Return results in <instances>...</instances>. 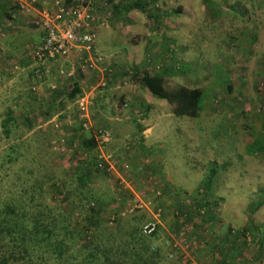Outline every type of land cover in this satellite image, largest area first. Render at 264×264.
<instances>
[{"label":"rangeland","instance_id":"374dc122","mask_svg":"<svg viewBox=\"0 0 264 264\" xmlns=\"http://www.w3.org/2000/svg\"><path fill=\"white\" fill-rule=\"evenodd\" d=\"M133 1L104 0L106 9L92 22L97 50L102 42L113 43L110 51L100 53L106 61L102 72H77L79 57L71 65L57 61L41 67L44 91L51 95L43 101L32 93L28 99L34 101L35 110L52 106V119L39 127L60 130V141H53L50 148L56 173L69 183L73 167L82 159L75 152L82 134L72 138L68 131L80 120V98L69 101L67 97L73 82H78L95 117L90 129L105 127L116 135L104 150L118 157L115 173L100 175L95 183V193L109 213L115 209L123 213L138 198L154 205L144 211L148 216L161 204V237L185 240L192 246L175 249L173 258L169 251V261L222 264L224 255H233L227 250L237 245L236 260L228 264H264V153L248 152L254 144L264 143V0H229L231 6L219 19L212 16L213 8L223 0H212L211 8L204 0H151L155 4L150 3L151 10L163 13L162 26L139 11L112 18L114 5L127 7ZM177 9L185 14L172 15ZM38 20L37 16L33 21ZM172 67L176 72L165 77L168 91L185 86L203 92L198 118L176 116L167 101L141 88L146 73ZM112 78H117L116 83ZM53 86L61 90L56 95ZM13 97H0V152L6 150L2 116L17 101ZM147 106L150 111L145 116ZM137 126L146 131L144 142V136L136 134ZM131 164L136 172L123 170ZM213 170L217 176L207 188L204 184ZM151 177L155 183L149 182ZM261 199L262 208L251 210ZM210 204L217 208L222 224L203 223L198 209H209ZM185 206L194 208L186 218ZM238 232L247 237L231 240Z\"/></svg>","mask_w":264,"mask_h":264},{"label":"trees","instance_id":"16d2710c","mask_svg":"<svg viewBox=\"0 0 264 264\" xmlns=\"http://www.w3.org/2000/svg\"><path fill=\"white\" fill-rule=\"evenodd\" d=\"M150 3L153 2L135 0L127 7L114 5L112 18L119 19L124 13L139 11L149 19H154L156 25L162 26L160 19L163 13L155 8L152 11ZM204 3L208 8L213 4L212 0H204ZM216 6L212 16L219 19L225 15V7L231 5L229 0H223L221 6ZM236 6L242 5L238 3ZM171 14L183 16L185 13L183 9H177ZM177 65L180 67L179 63ZM175 67L155 74L146 73L139 84L154 98L165 100L173 106L176 116L198 118L202 111L200 104L203 93L199 88L181 86L172 92L166 88L165 77L174 74ZM115 80L117 78H112L113 83H116ZM72 86L68 91V100L81 99L83 94L80 84L73 82ZM33 103L28 99L20 112L11 106L2 116L6 150L0 152V264H181L180 258L169 261V251L170 254L175 251L164 247L165 240L161 237L163 226L159 227V233L155 235H144L143 228L153 220L152 215L137 211L122 217L119 209L109 213V207L97 197L95 183L98 177H110L115 173L106 172L108 166L99 157L101 151L105 152L113 141L101 149L97 142L99 131L111 130L105 127L86 130L81 118L74 127L68 128L72 138L76 133L82 134L81 144L75 149L82 159L73 167L74 178L67 183L60 179L56 173L58 166L51 160V143L60 141V130L39 127V124L52 119V106L35 110ZM89 111L91 115L92 109ZM149 111L150 107L147 106L145 116ZM91 121H95V117H91ZM144 131L142 126H137L136 134ZM111 133L114 140L116 135L113 131ZM141 139L144 142V138ZM134 142L139 143L141 140L134 138ZM69 148L72 149V145ZM257 151L264 153V143L254 144L248 152L253 155ZM63 156L59 159H63ZM73 158L71 156L74 162ZM113 159L117 165L118 157L113 154ZM101 163L104 169L99 168ZM127 166L130 168L128 170L136 172L134 165ZM123 170L127 171V167ZM216 176V170H213L204 185L208 188ZM262 204L261 199L251 210L261 209ZM159 206L163 207L161 204ZM202 209H206L204 217L200 215L205 221L203 223H223L216 216L218 211L215 206ZM182 210L187 211H181L186 216L194 208L185 206ZM243 234L236 233V240H241ZM155 244L157 249L153 250ZM261 247L264 248V242ZM231 248V251L227 250L228 253L234 254L239 250L237 245ZM224 257L222 264H228Z\"/></svg>","mask_w":264,"mask_h":264},{"label":"built area","instance_id":"2783aa9c","mask_svg":"<svg viewBox=\"0 0 264 264\" xmlns=\"http://www.w3.org/2000/svg\"><path fill=\"white\" fill-rule=\"evenodd\" d=\"M95 1L96 0H52L54 9L44 10L38 13L39 20L36 22L42 30L43 34L39 44L32 51V59L36 64V74L41 75V66L46 63L58 60H68L73 56L79 57V63L83 70L90 72L100 71L106 64L105 58L98 54L96 46V33L92 30V22L95 18ZM35 1L30 4L33 8ZM27 14L29 6H22ZM15 15L11 16V20H15ZM90 101L88 97H82L78 101V110L80 118L83 120V127L89 130L91 127ZM113 141L111 131L102 129L97 135L99 148H103L111 144ZM100 160L108 166L106 172H115V161L112 154L101 151ZM104 164H100L99 168L104 169ZM127 166V170H128ZM130 169V168H129ZM150 183H155L154 179L149 178ZM159 197L161 193H158ZM153 208L152 203L144 202L142 199H134L131 206L122 213V217L132 215L137 211H147ZM156 211L151 213L153 220L146 224L143 228L144 235L152 236L159 233V227L163 226V209L158 205ZM206 209L199 211L204 217ZM186 218V216H185ZM164 247L167 249L182 248L188 250L191 244L182 240L180 243L176 241H165ZM157 249V245H153V250ZM173 258V254H170ZM196 264V263H192Z\"/></svg>","mask_w":264,"mask_h":264},{"label":"crops","instance_id":"0c3cea01","mask_svg":"<svg viewBox=\"0 0 264 264\" xmlns=\"http://www.w3.org/2000/svg\"><path fill=\"white\" fill-rule=\"evenodd\" d=\"M32 1H35L33 8L30 6ZM74 1L77 2L78 0ZM104 3V0L95 1V17L96 15L98 17V14H102L106 9L107 5H104ZM24 5L30 7L27 9L30 14L22 10L21 7ZM53 9L52 0H0V97L14 96L13 98L17 99V101H14L11 106L17 109V103L19 102L20 108L18 107L17 112L21 111V108L32 93L33 95L39 94L43 101H46L45 97L51 95H47L44 91L45 78L36 74V64L32 59V51L39 44L43 34L42 28L34 23V17H37L41 11ZM12 15H15L17 20H11ZM112 46L113 43L111 41H105L98 45L97 51L98 53L107 52L112 49ZM73 57L66 61H58L71 62L64 63L71 65L74 64L73 62L77 58V56ZM53 62L57 61H52L50 64ZM104 66L102 69H104ZM77 72L85 71L80 66L77 67ZM43 74L45 73L43 72ZM55 87H52L55 90L54 95L61 91L60 89L57 91ZM144 128L146 127L144 126ZM141 135L144 136V139L147 138L146 131L141 133ZM168 183L171 184L169 176ZM235 237L236 235L233 234L231 240L234 241ZM220 243L222 244V242ZM232 258L236 260L234 254L225 259L230 262ZM231 264H234V262Z\"/></svg>","mask_w":264,"mask_h":264}]
</instances>
